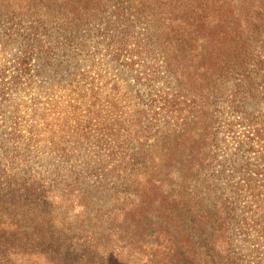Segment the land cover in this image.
Returning a JSON list of instances; mask_svg holds the SVG:
<instances>
[{"label":"rangeland","instance_id":"374dc122","mask_svg":"<svg viewBox=\"0 0 264 264\" xmlns=\"http://www.w3.org/2000/svg\"><path fill=\"white\" fill-rule=\"evenodd\" d=\"M34 1L47 4V0ZM121 4L113 0L104 13L83 16L69 8L64 10L65 17L62 10L49 16L46 5L34 30L42 35L44 47L31 49L29 72L18 78L17 56L28 41L24 33L29 22L20 15L13 21H0V72L7 69L8 82L0 84L1 136H9L16 127L25 158L18 169L57 188V195L46 203L10 200L8 208L13 207L8 213L0 203L4 221L0 264H14V249H36L29 237L42 218L47 220L43 230L52 227L63 234L73 230V236L88 243L97 230L122 234L117 244L134 247L132 259L147 262L174 242L172 235L165 237L175 229L164 217L174 223L180 216L194 243L206 248L205 264H264V193L260 194L264 187L247 186L250 182L264 185L262 71L251 64L245 72L255 77L254 84L261 88L254 94L240 87L245 84L243 72L226 71L215 82L204 77L195 81L188 67L190 56L178 51L177 36L167 34L149 36L140 55H134L136 50L133 55L125 52L128 63L140 65L133 68L116 60L114 47L107 45L113 42L109 33L126 32L127 19L134 18L130 14L138 10L136 1L122 4L118 10ZM137 30L142 31L140 27ZM147 66L157 70L153 82L139 79ZM195 87L201 88L200 93L206 90L199 98L202 105L208 98L214 102L212 107H203L198 117L192 116L189 108L177 110L181 101L191 104ZM231 98L242 110L239 115L230 106ZM165 100L174 110L163 112L160 106ZM197 134L209 135L210 148L209 163L204 164L203 206L208 212L201 211L206 215L203 228L187 210L174 204L178 168L182 160H191ZM213 136L219 146H210ZM104 173L106 178H102ZM237 188L243 197L235 194ZM167 193L169 202L164 201ZM187 200L196 205L194 199ZM28 203L38 204L34 215L28 212ZM228 206L238 211L230 212ZM98 215V224L89 221ZM12 221L20 226L19 233ZM127 231H140L141 236L131 244L124 237ZM113 257L107 250L97 261L116 264Z\"/></svg>","mask_w":264,"mask_h":264},{"label":"trees","instance_id":"16d2710c","mask_svg":"<svg viewBox=\"0 0 264 264\" xmlns=\"http://www.w3.org/2000/svg\"><path fill=\"white\" fill-rule=\"evenodd\" d=\"M122 4H132L136 1V13H132V17L128 18L125 23L126 32H118L115 30L109 33V39L112 38V43L107 45L113 46L114 59L123 60L125 64L131 65L133 68L140 62L128 63L125 58V52L137 51L134 55H140L143 49L147 48L146 39L149 36L158 34H167L169 36H177L179 39L178 51L185 56H190L189 69L194 75V80L198 81L205 78L206 81L210 80L215 82L217 76H221L226 71L236 72L240 74L249 69L251 64H254L256 70L262 71V82H264V0H119ZM29 0H0V21L8 20L13 21L16 16L20 15L25 18L27 22V29L24 34L28 36V41L24 44L23 50L17 56L19 70L15 78L21 77L20 73L29 72V52L37 45L44 47L43 38L40 32H34L36 22L42 20L44 15L43 8L47 5V13L49 16H57L62 11L69 8L72 12H77V16L90 15L93 12L104 13L109 4L113 0H77L74 4L71 0H47V4L31 0L33 3H28ZM117 4V3H115ZM117 6L118 10L122 9V5ZM103 7V9L101 8ZM128 8H131L129 6ZM58 9V10H57ZM63 12V17L67 16ZM124 12V11H122ZM118 14L117 16H119ZM125 13L123 14V16ZM140 27L142 31L139 32L137 28ZM20 32V29H17ZM144 31V32H143ZM5 45H8L7 43ZM168 64V61L166 62ZM141 66H143L141 64ZM154 66H147L142 70V75L139 79L153 82L157 79L156 71L153 70ZM7 69H2L0 72V84H8L6 82ZM255 77L244 75V83L239 84L244 91L251 93H259L260 87H257ZM236 82H242L235 78ZM199 87H195L191 96V104H186V101H181L182 106L177 108L179 112L188 110L192 116H199L203 107L209 108L214 106V102L208 98V103L202 105L199 98H203L202 90L200 93ZM1 90V89H0ZM2 90H6L3 87ZM5 91H2V94ZM211 93L208 92V96ZM235 96V94H232ZM235 98L229 100L230 106L236 115L242 111L235 102ZM161 109L163 112L174 110L173 104L165 100L161 102ZM1 118H0V203L5 207L8 213L13 207H9L10 200L25 199L33 200L37 203H46L52 197L57 195L54 184H44L42 177H37L31 172L20 171L18 169L22 161L25 160L24 154L21 152L22 142L21 135L16 127L8 132L7 137L1 136ZM264 133H260L261 136ZM196 140L197 147L195 152H192L191 160L187 163L182 160L181 167L178 168V188L175 192V205L177 208L185 209L195 222L203 228L206 224L204 212L206 208L203 202L206 198V179L204 169L209 163L207 159L208 142L206 136L197 134ZM203 144V146H202ZM210 146L216 147L215 136L210 140ZM208 150V152H206ZM216 160V156L212 155ZM187 163V164H186ZM205 164V166H204ZM108 174L104 173L102 178H106ZM251 189L264 187V185L256 186L250 182ZM242 190H235V194L243 197ZM264 190L260 192L263 194ZM85 196L83 197V199ZM187 198L194 199L196 205H191ZM47 200V201H46ZM164 201L169 202V194H165ZM28 212L34 215L38 209V204L33 206L27 204ZM200 207V208H198ZM234 207V206H233ZM228 209L231 211H238L237 207ZM208 211H206L207 214ZM5 215V214H4ZM3 215V216H4ZM238 215V213L236 214ZM197 216L199 218H197ZM100 216L89 217V221L94 225L98 224ZM163 221L175 230L166 232L165 237L173 236L174 242L165 246L162 251L159 250L156 256L150 261L133 260L132 256L135 252L134 247L119 246L118 240L123 238L122 234L101 230L93 232V236L88 243V240H80V238L73 236V230L67 234L60 231L51 229L43 230V226L47 224V220L42 218L37 220L33 226V232L30 234V241L36 246L33 252H27L25 248H14V260L17 264H100L97 258L103 251H111L115 254L113 259L116 264H205L207 252L206 248L198 246L194 243L193 238L188 234L187 228L182 224L183 218L180 216L175 222H171L164 217ZM34 222V221H32ZM4 221L0 219V227ZM233 224L232 220L228 223ZM12 226H18L14 221L11 222ZM20 226L17 227L19 233ZM169 231V229H165ZM72 233V236L70 234ZM128 237L131 244L137 241L140 236V231H127L124 237ZM115 239V240H114ZM8 259V258H7ZM9 263V259L7 260ZM14 261V264H15ZM13 262V261H12ZM11 262V263H12Z\"/></svg>","mask_w":264,"mask_h":264}]
</instances>
